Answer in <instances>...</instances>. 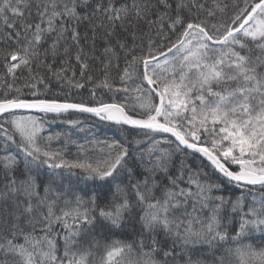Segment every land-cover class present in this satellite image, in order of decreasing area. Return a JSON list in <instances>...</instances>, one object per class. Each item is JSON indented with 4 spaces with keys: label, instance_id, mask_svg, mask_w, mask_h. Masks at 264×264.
I'll return each mask as SVG.
<instances>
[{
    "label": "snow or ice",
    "instance_id": "snow-or-ice-1",
    "mask_svg": "<svg viewBox=\"0 0 264 264\" xmlns=\"http://www.w3.org/2000/svg\"><path fill=\"white\" fill-rule=\"evenodd\" d=\"M0 264H264V0H0Z\"/></svg>",
    "mask_w": 264,
    "mask_h": 264
},
{
    "label": "trees",
    "instance_id": "trees-1",
    "mask_svg": "<svg viewBox=\"0 0 264 264\" xmlns=\"http://www.w3.org/2000/svg\"><path fill=\"white\" fill-rule=\"evenodd\" d=\"M100 128H101V134L102 135H109L110 136V135H112V133L114 131V129H109L105 125H101Z\"/></svg>",
    "mask_w": 264,
    "mask_h": 264
}]
</instances>
